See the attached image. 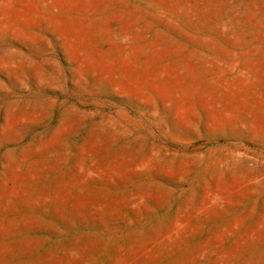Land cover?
Segmentation results:
<instances>
[{"label":"rangeland","instance_id":"rangeland-1","mask_svg":"<svg viewBox=\"0 0 264 264\" xmlns=\"http://www.w3.org/2000/svg\"><path fill=\"white\" fill-rule=\"evenodd\" d=\"M0 264H264V0H0Z\"/></svg>","mask_w":264,"mask_h":264}]
</instances>
